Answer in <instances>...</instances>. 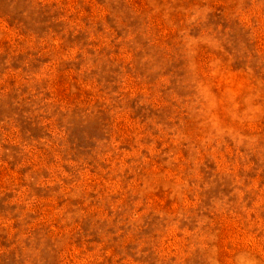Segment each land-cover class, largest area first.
I'll list each match as a JSON object with an SVG mask.
<instances>
[{"label":"rangeland","instance_id":"374dc122","mask_svg":"<svg viewBox=\"0 0 264 264\" xmlns=\"http://www.w3.org/2000/svg\"><path fill=\"white\" fill-rule=\"evenodd\" d=\"M0 264H264V0H0Z\"/></svg>","mask_w":264,"mask_h":264}]
</instances>
